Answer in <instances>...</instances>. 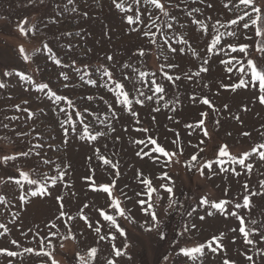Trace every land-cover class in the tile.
<instances>
[{
  "label": "snow or ice",
  "instance_id": "6c2138e0",
  "mask_svg": "<svg viewBox=\"0 0 264 264\" xmlns=\"http://www.w3.org/2000/svg\"><path fill=\"white\" fill-rule=\"evenodd\" d=\"M36 0H28V3H35ZM41 4L44 0H39ZM99 2V0H98ZM186 3V0H183ZM206 0H192V4H205ZM59 7V5H57ZM71 6V7H69ZM111 6L118 10L121 14V19L127 26L129 34H137L143 44L137 46L133 55L136 57V62L124 61L119 62L111 55H106L104 62L91 65L82 63L78 65L75 59L70 62H65L59 58L49 42H42L41 47L34 49L31 53L25 48L24 44L18 45L17 52L19 57L25 63H31L33 57L38 53L43 54L47 60L59 67L61 71L58 78H62L63 87L65 89L74 85L68 83L71 79L70 73L64 69H70L78 80L84 86H92L93 88L103 89L111 97V102L105 99L104 95L96 97L88 95L84 97L87 101L99 99L105 104V111L101 114L90 110L88 107L80 109L75 100L68 95L59 93L54 90L49 82H37L33 75L27 74L23 70H5L4 78H18V83L24 85V91L30 89L42 94L52 105L55 106L56 115L63 116V119L58 121L59 127L62 130V144L69 142L70 135L75 136L80 141H85L93 145V155L88 157L91 161L95 158L100 161V167L105 174L112 177L108 182H97L96 168H90L88 174L83 177L87 182L86 186L93 192L106 194L104 205H96L94 202L83 203L76 213L73 214L67 208L69 197L60 194L58 191L53 196V190L58 187L71 191L73 185L66 179L71 170L70 164L56 163L51 158H46L42 155V151L46 145L43 142V136L37 132L35 127L29 131H17L12 128L14 135L23 142V138L31 136L27 141L26 149H20L11 155L0 156V165H9L10 162H16L21 158L32 157L33 155L40 159L44 165H52L54 174L49 175L46 171L37 172L35 167L24 170L23 167L16 166L15 174H9L7 179H0V183L14 184L17 192L15 212H11V219L8 223H0V237L10 234L11 228L9 225H15L21 219L20 209L30 205L33 198H51L56 203V212L53 217L45 224V233L42 235L37 230L32 236L33 240L37 241V248L25 247L16 239L10 241V244L15 246L16 250H11L7 247H0V255L7 257H20L24 253L34 254L38 257H47V261L42 264H59L55 259L54 252L57 242L66 240H77V235L83 236L84 233L76 228V222H82L87 230L91 232L94 238V245H86L82 249L75 252V264H97L98 254L100 253V242L108 241L110 245V257L105 258L104 264H118L117 258L127 255L126 250L130 247L126 243L128 234L125 227L122 226L120 218L135 223L131 216V208L124 201H131L132 197L121 191V195L115 194L116 181L121 176L119 161H113L108 156L101 152V147L96 144L102 139L108 137L115 132L114 122L120 119L121 114H126L133 122L131 125L133 130L140 134L139 138H133L130 142L138 146L135 156L141 160L147 158L154 165H160L158 175L145 174L138 170L135 179L142 189L135 193V204L140 207L147 219L144 221L145 231L155 232L160 240L166 239L167 234L164 231L163 221L159 218L156 212V206L160 200L164 199V194H167L168 208L177 204L175 181L169 174L173 164L180 163V156L184 155V142L181 140L180 133L175 129H169L173 133L174 138L170 141L173 146L166 147L158 142V137L152 134L149 127H144L138 108H145L151 105L150 112L151 120L156 121L155 113H160L162 109H170L173 113L177 112L176 105L181 104L178 96L173 94L169 96L170 89L177 88L179 82L183 79L186 81L195 80L197 84L202 79V74H207L210 71L208 67L210 60L218 58L219 62L224 66L227 82L221 80L217 84V92L215 96L220 95L219 90L237 92L238 90H247L252 93L255 103L264 106V7L258 3V0H223V7L232 16L227 20L222 21L217 18L213 20L211 16L207 17L206 22L197 18L194 13H200V7H191L186 10V16L191 18L190 24L194 25L201 36L208 38L202 54L194 47L185 32L176 30V25L179 28L186 29L187 24L181 23L178 16L174 14L176 9L181 8V2L174 0H111ZM207 7H213L212 3H208ZM63 11L75 13L78 11L76 0H66ZM83 15H87L84 13ZM0 19H6L0 17ZM53 24L58 23V20L53 18ZM48 27L47 24L44 25ZM223 29V30H222ZM16 30L20 37L32 39L38 31L35 23H30L28 17L22 18L16 24ZM62 35L71 37L72 32H65ZM79 36L80 33H75ZM245 41L240 43V38ZM227 38H233L228 41ZM250 42V43H249ZM147 46L154 47L161 52L163 62L158 64L156 70H150L144 65L146 57L145 48ZM69 52L72 50V44L66 45ZM250 50L258 53L256 58H252ZM90 51V50H89ZM195 60H200L201 63L196 65L195 71L180 69V64L172 57L180 55H189ZM211 54V55H209ZM223 54V55H221ZM207 57V58H205ZM226 57V58H225ZM169 70H172L171 72ZM7 82L0 78V89L6 88ZM203 88L210 90L208 83L203 84ZM193 104L206 106L205 109L199 111L198 118L192 122L184 124L185 129H190L187 134L191 136L196 134L197 143L190 144L194 149L184 161L185 167L190 171L196 169L200 176H205L206 170L209 177L219 175L221 173H229L236 177L244 174L251 177L254 169V158L258 157L257 163L264 162V123L257 129V138L252 139L251 131H241L240 136L251 140L249 148L238 153H233L231 146L228 143H221L214 149V156L206 158L202 156L207 150L206 141L211 140V134L206 126L209 118V113H215L213 126L215 130H219L222 119H230L235 121L241 128H244L245 121L241 118L242 113H247L250 108L247 104L242 105L236 113L230 111V106L225 103L221 107L216 106L213 99L207 95L193 94L189 97ZM30 101L24 99L21 103L14 105L17 113H22L28 120H33L37 116V112L30 108ZM43 112V109H39ZM227 113V115H224ZM259 117V113H256ZM89 118H92L91 121ZM9 123L20 119L19 115L6 116ZM168 119L174 123H179L174 116H169ZM9 123H3L4 129H9ZM103 125V128H97L96 125ZM127 132L129 129H123ZM35 133V135H32ZM202 133V136L200 135ZM232 135L231 132L228 133ZM5 137H0V140ZM117 140L120 137H116ZM35 141V142H33ZM107 148V144L102 145ZM48 148L52 145L48 144ZM199 158V159H198ZM109 169L112 171L109 172ZM239 169V170H238ZM264 176V172L260 173ZM154 179L159 181V184H154ZM228 188H225V197L219 201L210 200L207 195L199 198L195 206H190V210L186 212L188 217L193 214L198 215L200 221H204L207 217L215 214H220L225 219L232 217L238 221V225L230 229L233 233H239L242 241L246 246H257L264 244V221H258L251 218L250 213L253 206V198H264V179L256 181V187H250L246 181L241 185L239 194L235 197H228ZM76 195L72 192V196ZM156 197V202H153ZM11 203L9 194H0V205L5 208ZM94 209L96 219H93L90 213ZM198 209H203L204 214L200 215ZM246 210V211H245ZM2 214V213H0ZM63 229V231H61ZM75 229V231H74ZM194 229H197L195 223H185L182 225L180 235L190 234ZM32 229L29 228L28 232ZM27 236L28 233H22ZM122 238L125 241L122 246L116 244L117 238ZM191 238V237H189ZM225 233L220 232L213 235L203 242L192 244L191 246H181L176 251V256L185 258L184 264H203L205 250L216 254L226 251L223 240ZM235 241H233L234 243ZM59 247L64 248V244L59 242ZM255 255L264 257V247H258ZM241 255L247 261V264H255L254 255L248 254L247 250L241 252ZM128 259H131L128 256ZM165 260L169 257L165 256ZM221 264H237L234 259L227 256L221 257Z\"/></svg>",
  "mask_w": 264,
  "mask_h": 264
},
{
  "label": "rangeland",
  "instance_id": "374dc122",
  "mask_svg": "<svg viewBox=\"0 0 264 264\" xmlns=\"http://www.w3.org/2000/svg\"><path fill=\"white\" fill-rule=\"evenodd\" d=\"M174 2H181V8L176 9L174 14L178 16V20L181 23L188 25L186 29H181L179 24H177L176 30L185 32L190 43L202 54L205 51L204 46L208 38L201 36L195 26L190 24L191 18L186 16V10H190L191 7H200L201 12L194 13V15L208 23H211L206 20L209 16L213 20L219 18L222 21L232 16V13L224 9L223 0H206L205 4L195 5L192 4V0H186V3L183 0H174ZM65 3L66 0H44L43 4L39 0L31 4L28 3V0H0V17L6 18L0 19V78L5 79L8 85L6 88L0 89V137H5V139L0 140V156L14 154L16 151L26 149L28 146L27 141L31 139V136L23 138V142H21L12 133V128H16L17 131H29L35 127L36 131L42 134L43 142L46 145L41 150L42 155L46 158H51V160L60 163L62 166L64 164L71 165V170L66 177L73 185L71 191L58 187L53 190V196L59 191L60 194L69 197L67 208L75 214L83 203L91 205L94 202L96 205H104L106 201V194L93 192L86 186L87 182L83 177L88 174L89 169L96 168L98 183L101 181L108 182L112 177L105 174L100 167V161L95 158L91 161L88 160V157L93 155V145L80 141L72 135H70L67 144H62V130L58 121L63 119V116L56 115L58 109H55V106L50 101L42 94L35 92V90L30 89L25 92L24 85L18 83V78H4L2 74L5 70H23L27 74L33 75L37 82H49L54 90L68 95L76 101L80 109L88 107L90 110L102 114L106 107L102 101L99 99L87 101L84 97L88 95H95L96 97L104 95L105 99L111 102V97L108 93L103 89L82 85L78 77L70 69H64V71L70 73L71 79L68 83L74 86L65 89L62 78H58V74L61 71L59 67L55 66L51 60H47L40 53L33 57L31 63H25L18 55V45L23 43L25 48L31 53L34 49L41 47L42 42L47 41L63 61L70 62L75 59L78 65L82 63L95 65L104 62L106 55L113 56L119 62L130 60L136 62V57L133 53L136 51L137 46L143 44V40L137 34L128 33L127 26L121 19V14L111 6V0H99V2L98 0H76L78 11L75 13L63 11ZM208 3H212L213 7H207ZM258 3L264 7V0H258ZM84 13H87V15H83ZM24 17H28L30 23L37 25L38 31L32 39L20 37L16 30V24ZM53 18L57 19L58 23L53 24L51 22ZM45 24L48 27H45ZM69 31L73 33L71 37L62 35V33ZM77 32L80 33L79 36L75 35ZM232 39L227 38L228 41H232ZM239 42L248 41L241 37ZM69 43L73 46L71 52L66 47ZM145 51L146 57L141 58L144 60V65L138 64V66H147L150 70H156L158 64L163 62L161 52L151 46H147ZM250 55L252 58H256L259 54L250 50ZM172 59L180 64V69L177 71H195L197 70L196 65L201 63L200 60L194 61L190 54L174 56ZM208 67L210 68L209 73L202 74V79H200L198 84L195 80L189 82L182 79L177 88L170 89L169 96L175 94L181 101V104L176 105V113H173L170 109H162L160 113H155L156 121L153 122L151 120L153 113L150 112L151 105L145 108H138L143 126L151 129L152 134L158 137V142L166 147H173L170 141L174 136L169 129H175V131L179 132L181 140L184 142V155L179 157L180 163L173 164L170 169H165L169 171L175 181V199L178 203L169 209L167 194L165 193L164 199L159 201L155 209L159 218L163 221L164 231L167 234L166 239L160 240L155 232L145 231L146 226L142 227V225H144L147 217L140 207L134 203L136 200L135 193L143 187L135 179L137 171L141 170L145 174H153L154 177V175L159 174L160 165H154L147 158L141 160L135 156L138 146L130 141L133 138H139L140 134L133 130L131 126L133 122L126 114H121L120 119L114 122L116 131L108 137L102 138L96 144V146L101 147V152L104 155L113 161H119L121 176L116 181L115 194L120 196L121 191H123L132 197L131 201L126 200L124 203L131 208L130 214L134 218L135 223L120 218L122 226L127 230L128 238L126 243L130 247L126 250V256L117 258L118 264H184L185 258L176 256V251L179 247L203 242L220 232L225 233L223 244L226 251L213 254L206 249L203 264H221L222 256L234 259L237 264H247V261L241 255V252L245 250H247L248 254L254 255L255 264H264V257L254 254L257 248L264 247V244L247 246L246 249L241 235L238 232L233 233L230 231L231 228L238 225V221L234 218L225 219L217 213L207 217L204 221H200L197 214H193L192 217L186 215V212L190 210V206H195L199 198L204 195H207L210 200L219 201L226 198L224 193L225 188H228V197H235L239 194L241 185L244 182L247 181L250 187L255 188L256 181L264 179V176L260 175L261 172H264V162L257 163L258 157L252 161L254 169L250 178L244 174L236 177L229 173H221L209 177L207 170L205 176L202 177L196 169L189 171L185 167V159L194 151L190 144L197 143V136L196 134L189 136L187 133L191 132V130L185 129L184 124L196 120L199 111L206 108V106L191 103L189 99L191 95H207L214 100L218 107L227 103L233 113H236L244 104H247L250 108L249 112L241 114V118L245 121L244 128H241L233 120L222 119L221 126L217 131L213 126V119L216 114L209 113L206 126L212 138L210 141H206L207 150L202 154L206 158H212L216 146L225 142L231 146L233 153L246 150L249 148L251 140L241 137L240 132L251 131L252 139H256V130L264 123V106L255 103L251 92L238 90L233 93L219 90L220 95L215 96L214 93L218 90L217 84L221 80L227 82L223 71L224 66L219 62L218 58H213L210 60ZM169 71L171 72L172 70ZM204 83L210 85V90L203 88ZM24 99L29 100L30 108L37 112V116L33 120H28L24 114L17 113L14 108L15 104L21 103ZM39 109L44 111L40 112ZM256 113L260 114L259 117H257ZM14 115H19L20 119L11 123L5 119L6 116L11 117ZM224 115H227V113ZM169 116H174L179 123H174L173 120L168 119ZM89 119L91 121L92 118ZM3 123H9V129H4L2 127ZM96 127L102 129L103 125L97 124ZM125 127L129 129L127 132L123 130ZM229 132L232 133L231 136L228 135ZM32 135H35V133ZM200 135L202 136V133ZM117 136L120 137L119 140L116 139ZM48 144H51L52 147L48 148ZM103 144H107V148H104ZM13 164L23 167L24 170L35 167L37 172L46 171L49 175L54 174L52 165L42 164L40 159L33 155L27 160L21 158L16 162H10L9 165H0V179H7L9 174H15L16 169L12 166ZM111 171L109 169V172ZM153 182L154 184L160 183L155 179ZM16 192L17 189L14 184L0 183V194H9V199L11 200L7 208L0 205V213H2L0 214V223H8L11 219L10 213L17 210ZM72 192L76 193L74 197ZM156 199L154 197V203ZM85 211L93 219L98 218L94 209L90 213L88 210ZM55 212L56 203L53 199L33 198L30 205L20 209L19 215L21 219L15 225H9L11 228L10 234L0 237V247L16 250L15 246L10 244L11 240L16 239L25 247L37 248V241L33 240L32 236L37 230L42 235L45 233V224L53 217ZM198 212L200 215L204 214L203 209H198ZM250 216L258 221H264V198H253ZM185 223L189 225L195 223L197 229H194L190 234L186 233L181 236L182 225ZM29 228L32 229L31 232H28ZM76 228L83 231L84 235H77L76 241H59L64 244L62 249L59 247V242H57L54 256L59 261V264H75V252L86 245H94L93 235L85 228L82 222H76ZM22 233H28V235L25 236ZM233 241L235 242L233 243ZM124 242L122 238L118 237L116 244L120 247ZM99 247L100 253L98 254L97 264H104L106 257L111 258L109 255V242L107 240L100 242ZM128 256L131 259H128ZM165 256H168L169 259L165 260ZM47 259V257H38L29 253H24L20 257L0 255V264H42Z\"/></svg>",
  "mask_w": 264,
  "mask_h": 264
}]
</instances>
